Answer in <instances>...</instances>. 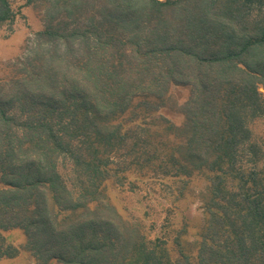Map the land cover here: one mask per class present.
Masks as SVG:
<instances>
[{"label": "trees", "instance_id": "obj_1", "mask_svg": "<svg viewBox=\"0 0 264 264\" xmlns=\"http://www.w3.org/2000/svg\"><path fill=\"white\" fill-rule=\"evenodd\" d=\"M58 1L59 17L37 33L45 45L56 43L45 51L50 62H58L56 71L44 67L51 74L43 81L51 88L62 73L59 90L65 98L73 92L72 98L48 109V115L56 112L62 117L54 123L56 131L37 122L35 128H43L37 138L12 132L22 143L38 140L41 158L14 164L10 173H5L1 161L0 177L10 181L8 188L0 189V221L5 219L0 229L26 223L25 228L35 229L31 235L36 245L53 250V258L63 264L190 263L191 257L180 248L179 260L173 261L166 251L149 248L141 235L137 245L135 236L127 244L133 252L123 262L115 254L111 222L94 221L96 210L93 218L70 220L49 211L46 190L53 187L59 197L58 192L67 188L55 158L48 156L57 146L77 159L82 180L79 197L63 208L56 204L57 208L75 215L83 201L89 199L86 211L95 197L103 196L110 177L104 164L106 146L125 141L118 110L126 112L124 105L133 96L129 88L139 93L138 85L145 89L136 108L166 128L159 137L165 131L173 136L167 161L160 156L162 146L155 145L145 163L159 160L158 168L163 162L172 165L174 173L169 176L185 185L196 176L205 181L201 200L206 220L194 264H264V0H102L100 11L91 7L90 22L72 6L76 0ZM15 15L10 1L0 0V24ZM125 58L130 62L124 63ZM184 81L190 92L182 104L185 121L179 126L158 111L159 104L175 99L171 85ZM65 114L70 121L63 120ZM0 115L4 126L10 123L2 110ZM73 140L82 144L80 158L69 149ZM36 186L41 200L33 196Z\"/></svg>", "mask_w": 264, "mask_h": 264}, {"label": "rangeland", "instance_id": "obj_2", "mask_svg": "<svg viewBox=\"0 0 264 264\" xmlns=\"http://www.w3.org/2000/svg\"><path fill=\"white\" fill-rule=\"evenodd\" d=\"M9 1L16 14L15 18L0 24V114L2 110L11 118L10 123L4 126L0 115V167L2 161L5 173H10V166L13 167L14 164L20 165L31 158H41L38 154L40 149L36 146L38 140L32 143L26 139V143H22L13 137L12 132L21 134V136L25 134L27 138L35 135L37 138L36 135L43 130V128H35L34 125L37 122L48 123L56 131L57 127L54 123L62 117L59 118L56 112L48 115L50 113L48 109L53 105L60 107L62 104L60 102L66 97L59 90L62 73L55 78L51 88L45 86L43 76L51 73L44 67H51L56 71L55 67L58 63L50 62L51 57H48L45 51L50 46L56 47V43L45 45L44 41L39 40L37 36V33L43 30L51 19L59 17L60 2L58 0H38L27 4L28 0ZM101 1L76 0L72 1V6L80 10L81 19L84 22H90L94 18L91 7L100 11ZM84 6L89 10H86ZM79 15L78 12L76 16L79 17ZM47 58L49 62H45ZM123 62L129 63L130 60L125 58ZM120 75L122 79L127 80L122 73ZM136 87L140 88L139 93L129 88L133 96L131 99L128 98L124 105L126 112L120 113V107L118 110L117 121L123 124L124 131L127 133L125 141L114 147L106 146L107 156L104 164L110 177L104 183L103 196L95 197L86 211L84 206L89 199L83 201L81 206L74 211L75 215L72 211L67 213L65 209L57 208L56 204L63 208L69 205L67 203H72L73 199L79 197L80 181H82L79 178L77 159L73 158V154L70 156L63 153L61 146H57L53 149V154L48 156L55 158L56 169L69 195L64 190L65 188L58 192L59 197L53 187L46 190L47 198H49V211L52 215L61 214V220H70L74 216L79 219L83 216L89 217L96 210L94 218L91 216L94 221L95 219H106L111 222L113 239L117 241L115 254L120 255L123 262L125 255H129V251L133 252L130 249L132 246L126 247L127 244L132 243L135 236L137 245L136 237L141 235L148 242L149 248L160 251V253L166 251L173 261L179 260L181 249L191 257L189 264L197 263L198 245L206 220L201 200L205 181L201 176H196L194 180L188 181L189 183L185 185L183 180L169 176V173H174L172 165H166L163 162L161 165L164 167L158 168L159 160L153 164L145 163L155 145L162 146L163 153L160 151V156L167 161V148L169 145L172 146L173 136L165 131L159 137L157 134L166 128H163L152 116L143 115L139 107L136 108L137 103L143 102L141 96L145 89L138 85ZM171 88L170 92H173L171 95L175 99L172 101L171 97L165 106L159 104L158 112L165 119L182 126L186 116L182 104L189 97V85H186L184 81L181 85H171ZM67 91L71 93V90ZM261 91L264 93V90ZM72 93L65 99H71ZM122 98H124L123 93ZM157 105L158 103L154 104V106ZM89 115L93 117L94 114ZM97 119L100 121L101 116H97ZM63 120L68 122L71 119L65 114ZM81 145L79 140H73L69 146L70 151H74L77 158H80ZM182 157L185 156L182 154ZM166 171L168 175L165 176L163 173ZM7 180L10 181V178ZM7 180L0 177V189L8 188ZM184 185L185 188H183ZM39 186L32 190L33 196H38L37 199L41 200ZM10 189L16 191L13 186ZM4 221L5 219L0 221V225ZM22 225L12 229H0V247H2L0 264H63L58 257L53 258V250L47 251L44 247L36 245L31 235L35 229L25 228L26 223ZM127 237H129L128 240Z\"/></svg>", "mask_w": 264, "mask_h": 264}]
</instances>
